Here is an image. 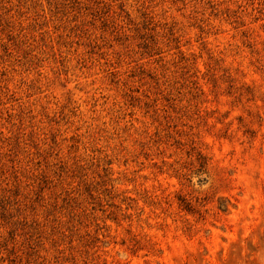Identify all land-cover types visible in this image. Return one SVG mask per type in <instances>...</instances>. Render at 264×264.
<instances>
[{
	"label": "rangeland",
	"instance_id": "rangeland-1",
	"mask_svg": "<svg viewBox=\"0 0 264 264\" xmlns=\"http://www.w3.org/2000/svg\"><path fill=\"white\" fill-rule=\"evenodd\" d=\"M0 264H264V0H0Z\"/></svg>",
	"mask_w": 264,
	"mask_h": 264
}]
</instances>
